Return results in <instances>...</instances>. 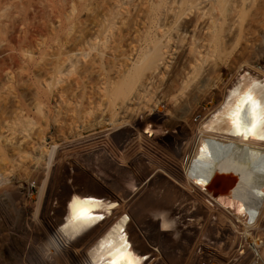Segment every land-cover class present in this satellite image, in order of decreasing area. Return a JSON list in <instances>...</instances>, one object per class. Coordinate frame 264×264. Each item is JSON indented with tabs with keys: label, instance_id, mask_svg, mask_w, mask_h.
Here are the masks:
<instances>
[{
	"label": "rangeland",
	"instance_id": "1",
	"mask_svg": "<svg viewBox=\"0 0 264 264\" xmlns=\"http://www.w3.org/2000/svg\"><path fill=\"white\" fill-rule=\"evenodd\" d=\"M79 1L0 0V264H107L100 250L125 236L144 264H264V158L249 189L225 193L233 161L264 135L248 145L223 121L238 84L264 78V0L238 7L229 44L183 73L193 61L178 33L194 12L172 1L164 15L171 0ZM155 36L170 39L166 64L115 98ZM211 113L222 123L205 124ZM211 148L219 163L207 183L194 167ZM74 186L109 199L108 215L71 222ZM162 213L178 217V236L161 230Z\"/></svg>",
	"mask_w": 264,
	"mask_h": 264
},
{
	"label": "bare ground",
	"instance_id": "2",
	"mask_svg": "<svg viewBox=\"0 0 264 264\" xmlns=\"http://www.w3.org/2000/svg\"><path fill=\"white\" fill-rule=\"evenodd\" d=\"M160 1L159 2L163 5L164 3H162V0H160ZM172 1H173V3H179L181 6L182 5L185 6L186 9L190 10L189 12H191V13L194 12L195 13L194 21L192 19V21H193L192 23L193 24H191L189 26H186V28L183 31H181V33L180 32L178 33L180 41L182 43L185 42V43L189 44V45L186 44V45H188L187 53H188V55L191 56L190 57V61H193V62H188L186 65H184V67L182 68L181 73H183V70H186L189 66L191 67L192 63H195V65H196V63L203 64V62H205V52H204V50L206 48H210L211 49L214 46H223V45L228 43V42L226 43V41L228 39L229 33H230L231 30H233V28L235 27V25L237 24L238 19H239V18H237L238 15H239L238 14L239 12L237 13V8L238 7H240V6L243 7L244 6L243 8H246V7H248V5L250 7L256 6V4L255 5L249 4L250 0H171V3H172ZM70 2H71V0H70ZM165 3H167V2L165 1ZM261 3H262V1H261ZM120 4H121V2H120ZM262 4H264V3H262ZM79 6H80V4H79ZM104 6H106V5H104ZM169 6H171L170 7L171 9H165L166 11H165L164 15H166V16L169 15V13H171V14L175 13L174 10L172 9L174 4L173 5H169ZM261 6H263V5H261ZM153 7H154V5H153ZM160 7H162V6L158 4V8H160ZM263 7H261L260 9H262ZM73 8H75V7L71 8L72 11L73 12H74V10L76 11V9H73ZM174 8H176V5H175ZM248 10H250V9H248ZM257 10L259 11V9H257ZM72 11H71V13H72ZM112 11H113V9H112ZM127 11H130V9L127 10ZM159 11H160V9H159ZM130 13L131 12H129L127 15H130ZM244 13H243V17H244ZM141 14L142 13H140V15ZM245 14H247V13H245ZM123 15H124V13H123ZM177 15H178V12H177ZM171 16H170V18H171ZM105 17L107 18V16H105ZM106 18H105V21H106ZM126 18H128V16ZM126 18H125V20H126ZM240 18H241V15H240ZM147 19H146V21H147ZM151 19H152V15H151ZM244 19L245 20L247 19L246 16H245ZM122 21H124V19ZM134 21H136V19ZM112 22H116V19H115V21L112 20ZM163 22H165V21H163ZM103 24H105V23H103ZM113 24L114 23H112L111 25H113ZM123 24L124 23H122V25ZM239 26H243V24L239 25ZM145 27H146V25H145ZM183 27H184V25H183ZM136 28H138V27H136ZM90 32H92V31H90ZM108 33H109V31H108ZM108 33H107V35H108ZM241 33H243V32H241ZM135 34H137V33H135ZM114 35H115V33H114ZM188 35L191 38L190 40L189 39L187 40V36ZM95 36H97V35H95ZM241 36H242V34H241ZM240 37H239V39H240ZM133 39H134V37H133ZM216 48L214 47L215 51H216ZM170 50H171V48H170V39H168V38L163 39V37H160V36H155L153 39H151L150 43H148V45L144 49L139 51L140 53H139L138 58L136 59V61H133L132 63H128L125 66L124 75L121 74L122 77L124 76V79L121 82L120 86L117 87V89L115 91L117 93L115 95V98L118 97V94L121 95L122 97H125L123 99H126L127 98L126 96H128V98H129V96L132 95L131 93L133 91H135L136 89H138L140 87H144L146 85V83H144V82H145L146 78L148 77V75L153 74L154 72H156L157 70L161 69L166 64L167 58H168V53L170 52ZM212 50H213V48H212ZM209 52L212 53L211 50ZM130 57H131V54H130ZM125 58H127V57H125ZM197 67H199V66H197ZM196 70H197V68H196ZM121 73H123V72L121 71ZM261 78H262V80H264L263 77H261ZM257 79L259 81H262V80H260L259 77L252 76V77H249V79L246 82L238 84V87H237L238 91L235 94V101L231 105V107L227 110V112L224 113V116H223L224 117L223 121L226 120L227 122H229L230 124H232L234 126V124H233L234 115L238 112V110L245 109L246 107H249L247 98L249 96L252 98V101L254 102V105H255L254 113H255V116H256V126H255V129H254V133L251 134V135H248L247 137L245 135L239 134V136L241 138H244L246 141H248L247 144L248 143H253V144L254 143H258V142H256V139H258V136L260 134L264 135V83L263 82L262 83L258 82ZM256 80H257V82H256ZM129 94H131V95H129ZM121 96H119V97H121ZM228 98H230V97L228 96L227 99ZM229 100L230 99H228V101ZM217 110H218V107H217ZM211 116H212V113L209 114L208 119L206 120L205 124L208 123L209 121H211V122L213 121L212 124L216 123V122H217L216 124H221L222 123V119L221 118L213 117V119H212ZM216 124H213V125L215 126ZM146 132L150 133L151 130L148 129ZM261 146L263 147L261 150H253L252 148H249V147L243 148V150L241 152V155L233 161V163L229 167V170H228L227 175H226V179H227L228 183H227V186H225V193L228 192V190L230 189L231 186H238V187L241 188L242 185L244 184V185H246V187H248L247 189L250 188L249 187L250 183H252V181L254 180L255 176L261 171L260 164H261V161L264 158V144H261ZM216 150L217 149H215V148L209 149L206 153H204L202 156L197 158V160L195 161V167L194 168H196L195 169L196 173L199 175L200 178H202L203 181H205L207 183H211L212 182V177L215 175V172H216V169H217V166H218V163H219V158H218ZM63 175H64V173H63ZM70 182L72 184L71 180H70ZM63 191H65V189ZM213 197L217 201H220V199L223 198V197L222 198L221 197L220 198L219 197L216 198L214 195H213ZM64 203L66 204L67 216L69 217L71 222H75V223H78V222H81V221H84V220H88L89 221V220H91L93 218H96V217L102 216V215H108L109 210H110V206H111V203H110L109 199H107L105 197H95V195L92 196V197L91 196H87V195H85L83 193L78 192L76 190L75 186L73 187V190L71 191V193H70V195H69V197L67 199V202H64ZM192 205H194V204H192ZM58 207H60V206H58ZM183 207H184V205H183ZM193 208H194V206H193ZM81 209H91V211L88 213V217L89 218H82V217H80L78 215V213H79V211ZM59 212H58V214H59ZM191 212H192V209H191ZM156 214H157V212H156ZM181 215H182V213H181ZM156 218L158 220H160L159 224H160L161 230H163V231H170L171 230V231H173V233H175L174 231H175L176 227L179 224V223H175V218L176 217L173 216V218H171L170 216L162 213V214H160V216H158ZM114 224H115V222H114ZM125 226H126V224H125ZM127 226H129V225H127ZM111 227H112V225H111ZM82 233H83V231H82ZM132 233H135V232H132ZM118 234H119V232H118ZM116 235H114V236H116ZM175 235L178 236L179 233L178 234L175 233ZM72 236H70V237H72ZM124 236H125V231H124ZM129 236H131V233H130ZM128 238H130V237H128ZM128 238L125 236L121 240H119V241H117L115 243H111V244H108V245L106 244L107 246L106 247H102V249L100 250L101 253L99 252L98 256L101 254L102 257L104 258V260L107 262V264H122V262H124V261H130L131 264H144V263H146L145 260H144V258L146 256L144 257L143 255H141L140 252H139L140 250L138 251L135 248L134 244L129 242ZM133 239H130V240L133 241ZM73 240L74 239L72 238V241ZM103 241H104L103 239H100V242H103ZM137 241H138L137 244L140 243L139 240H137ZM140 241H142V240L140 239ZM142 245H143V243H142ZM102 246H104V245H102ZM251 246L253 248H256V242L252 241L251 242ZM91 247H92V245H91ZM93 247H95V246H93ZM142 248H144V247H142ZM89 249H91V248H89ZM95 251H94V253H95ZM93 256H94V254H93ZM94 257H97V256H94ZM98 259H99V257H98ZM98 259L96 261H99ZM146 261H148V260H146ZM101 262H103V261L101 260Z\"/></svg>",
	"mask_w": 264,
	"mask_h": 264
},
{
	"label": "snow or ice",
	"instance_id": "3",
	"mask_svg": "<svg viewBox=\"0 0 264 264\" xmlns=\"http://www.w3.org/2000/svg\"><path fill=\"white\" fill-rule=\"evenodd\" d=\"M249 107L245 109L238 110V112L233 117V124L238 134L251 135L254 133V129L256 126V116L254 113V102L252 98L249 96L247 98ZM91 209H81L78 215L82 218H89L88 213ZM251 222V221H250ZM122 264H131L130 261H124Z\"/></svg>",
	"mask_w": 264,
	"mask_h": 264
},
{
	"label": "built area",
	"instance_id": "4",
	"mask_svg": "<svg viewBox=\"0 0 264 264\" xmlns=\"http://www.w3.org/2000/svg\"><path fill=\"white\" fill-rule=\"evenodd\" d=\"M212 198H213V196H212ZM213 199H215V198H213ZM215 200H216V199H215ZM241 224H242V223H241ZM242 225H243V224H242ZM250 247H252L251 244H250ZM252 248H253V247H252ZM203 264H204V263H203Z\"/></svg>",
	"mask_w": 264,
	"mask_h": 264
}]
</instances>
